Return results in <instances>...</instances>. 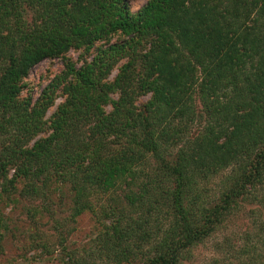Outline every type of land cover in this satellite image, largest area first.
I'll list each match as a JSON object with an SVG mask.
<instances>
[{
  "label": "trees",
  "instance_id": "16d2710c",
  "mask_svg": "<svg viewBox=\"0 0 264 264\" xmlns=\"http://www.w3.org/2000/svg\"><path fill=\"white\" fill-rule=\"evenodd\" d=\"M53 58L63 70L26 95ZM64 190L71 220L105 226L81 258L59 234L73 264H179L264 208V0H0V200L44 199L46 216ZM261 243L264 220L251 264Z\"/></svg>",
  "mask_w": 264,
  "mask_h": 264
},
{
  "label": "rangeland",
  "instance_id": "374dc122",
  "mask_svg": "<svg viewBox=\"0 0 264 264\" xmlns=\"http://www.w3.org/2000/svg\"><path fill=\"white\" fill-rule=\"evenodd\" d=\"M133 12L138 11L148 0H128ZM83 50H71L68 54L78 65L85 59ZM64 68L61 58L45 59L36 65L24 80L25 94L37 98L43 88L52 78ZM117 74V68L111 77ZM148 96L140 98L145 101ZM64 100L63 95H57L55 102L49 108L46 120L50 126L52 115L58 105ZM48 127L38 137L51 133ZM14 170L11 171V174ZM57 191L54 194L56 213H47L46 216L37 210V206L43 204L41 198L33 201L23 197L15 203L0 200V264H73L67 253L74 251L75 257H82L86 250L93 248L92 239L103 232L105 226L100 222L99 216L92 210H85L76 215L73 220L71 201L67 190ZM108 198V197H107ZM106 198L101 203L108 205ZM244 204L242 210L236 212L228 220L221 230L207 238L204 242L194 246L179 264H251L248 254L243 249L246 245L247 234L253 235L257 227L264 220V208L258 205ZM35 205V206H34ZM39 209V208H38ZM255 209L256 216L251 213ZM105 223H110L106 220ZM58 229V230H57ZM65 237V245L68 251H64L59 234ZM229 238V240H226ZM46 241V249H43L42 241ZM226 243V248L223 246ZM255 242V241H254ZM44 244V245H45ZM227 244H232V251ZM261 260L257 264H264V243L259 244ZM256 264V263H254Z\"/></svg>",
  "mask_w": 264,
  "mask_h": 264
}]
</instances>
